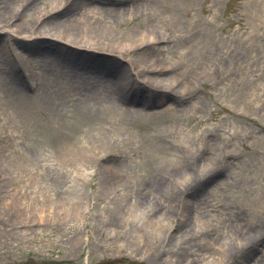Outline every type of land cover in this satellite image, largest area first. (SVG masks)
Segmentation results:
<instances>
[{"label":"rangeland","instance_id":"obj_1","mask_svg":"<svg viewBox=\"0 0 264 264\" xmlns=\"http://www.w3.org/2000/svg\"><path fill=\"white\" fill-rule=\"evenodd\" d=\"M21 1L14 0V4ZM47 1L24 12L19 21L25 23L34 16L36 8ZM142 3L132 9L127 7L108 20L113 23L115 34L139 38L143 33L154 31L169 41L160 46L152 44L122 52L120 56L89 52L47 36L35 41L24 40L15 32L14 38L0 30V41L14 42L18 53L32 59L44 57L40 49L48 46L57 50L59 58L56 61L81 56L87 59V64H106L108 68L124 64L126 71H131L130 64L134 63V71L152 67L160 76L168 77L174 74L165 75L168 71L165 66L182 56L184 63L176 71L185 74L174 90L164 89V101L147 99L152 94L150 87L136 85L134 90L132 88L134 92L128 95L132 103L126 108L132 110L131 105L135 104L142 113L132 117V123L116 121L110 124L105 121L109 117L107 114L101 118L89 115L85 118L86 114L77 107L68 103L64 107L60 87L66 82V76L39 67L40 75L48 73L49 79L41 81L37 96L39 108L33 109L31 122L24 124L17 135V142L28 150L23 152L32 160H41L40 168L37 167L39 174L31 177L24 153L18 152L19 160L14 159L7 148L8 139L0 137V264H155L150 252L135 253L125 245V232L116 235L119 237H110L106 233L107 238L101 239L99 231L108 228L111 208L120 210L131 220L141 215V221H155L157 213L154 209H150L151 219L138 211V196L145 195L141 193L145 191L148 197V192L154 191L158 181L164 183V191L165 186L172 185L169 175L162 177L164 167L161 165L170 158L169 147L173 140L180 138L183 130L193 136V147L198 150L200 164L213 154L219 155L223 166L201 183L187 190L182 187L180 201L171 207L167 198L161 200V195L155 200L159 207L169 210L168 215L175 226L170 232L172 245L164 244L165 249L160 247V255L169 258L173 250L190 249L187 248L189 238L198 229L209 230L207 234L199 235L200 239L215 243L223 239L239 243L245 230H262L259 225L264 222V0H155ZM83 10L86 9L80 7L73 16L79 17ZM195 39L202 43L200 58L191 51L184 53ZM5 58L0 52V59ZM206 69L209 72L204 73ZM10 75L0 72V94L10 86ZM110 76L106 78H113L112 74ZM143 77L141 75L140 79ZM186 80L191 81L193 88L181 99L179 94H184ZM159 92L163 93V90ZM47 94L50 97L44 101ZM174 97L180 100L176 103ZM151 101L161 103L152 105ZM150 106L151 110H146ZM170 106L179 109L178 113H173L174 117L168 109ZM147 111L154 113L149 118L142 117L148 114ZM2 119L0 113V134L4 130ZM103 127L121 139L120 150L90 167L78 163L52 166L55 156L65 147L84 144L89 133ZM101 163L105 168L114 166L118 175L108 178ZM47 164L52 169L42 168ZM57 173L64 177L56 178ZM90 174H94L91 186ZM104 180L108 182L109 190L101 200L93 199L87 207L76 202L75 187L84 185L87 195L92 196ZM168 191L173 192L172 188ZM143 206L149 211L147 204ZM121 222L124 231L134 230L132 222ZM257 241L250 251L240 252L233 248L234 255L226 258V262L264 264V236ZM193 257L194 249L186 255L187 264ZM200 261L215 264V259L209 255L195 264Z\"/></svg>","mask_w":264,"mask_h":264},{"label":"bare ground","instance_id":"obj_2","mask_svg":"<svg viewBox=\"0 0 264 264\" xmlns=\"http://www.w3.org/2000/svg\"><path fill=\"white\" fill-rule=\"evenodd\" d=\"M41 1L43 0H22L20 3L14 4V0H0V5H2L0 9V30L13 35L14 38L15 32L24 40L35 41L41 36H47L61 41L65 45L89 52H108L115 53L118 56L122 52L136 51L142 46L143 48L144 46L150 47L152 44L160 46V43L169 41V38L160 37L154 31L143 33L142 37L139 38H136V36L131 37L130 35H127L126 38L118 37V33L116 32L115 34L113 23L108 21L114 14H119L121 10L127 7L132 9L141 2L146 4V2L155 0H48L36 8L34 16L25 23H21L19 20L23 13L31 10ZM80 7L86 10H83L82 14L75 18L73 14ZM139 18L137 17V19ZM145 21L148 20L145 19ZM176 38H180V36H176ZM201 45L202 43L195 39L186 47L184 53L189 54V51H191L192 55L200 58L203 52ZM14 47V42L0 41V52H3L6 56L5 60L0 59V72L2 74H11L10 86L0 94V113L4 123V130L0 137L8 139L7 148L14 159L17 160H19L17 158L18 152L23 154V151L26 150H24V146L17 142V135H19L20 128L24 124L31 122L33 109L39 108L37 96L41 89V81L45 82L50 75L45 72L40 75L39 67L45 68L49 73L55 72L66 76V80H64L66 82L60 87V92L62 91L65 99V102H62L64 107H67V103L72 107H77L81 113L86 114L85 118L89 116L101 118L107 114L109 117L105 121L110 124L116 121L132 123V117H138L139 113H142L137 110L138 108L134 106L135 104L131 105L133 107L132 110L126 108L128 103H132L129 102L128 95L134 92L136 85L142 84L150 87L152 94L146 97L147 99L152 97L154 101H164V89L174 90V86L180 85V78L185 76L184 73L179 74L176 71L180 64L184 63L182 56L178 58V61L175 60V63L170 62L165 66L168 71L163 73H166L165 75L173 73L174 76L162 77L152 67L134 71L135 69L132 66L134 63L130 64L131 71H126L127 67L124 64L123 66L120 64L118 68L115 65L108 68L106 64H87L85 62L87 59L81 56L76 57L78 59L70 57V59L56 61L59 58L57 50H52L48 46L40 49L45 54L44 57L32 59L24 56L25 54L23 53H18ZM19 57H22V59L19 60ZM8 68L10 69L8 70ZM207 72H209V69L204 71V73ZM111 74L113 78H106V76L111 77ZM141 75L144 77L140 79ZM173 77H176V79H173ZM184 83L182 90L184 94H179L181 99L185 96V92H191L193 88L191 81L186 80ZM113 84L118 86V89ZM44 86L48 92L46 83H44ZM27 89L28 93H26ZM159 90H163V93H160ZM49 97L47 94L43 100L45 101ZM174 100L177 103L180 99L178 100L174 97ZM154 101H151L152 105L161 103ZM191 106L197 108L196 105ZM168 109L173 117V113L179 112L177 107L170 106ZM146 110H151V106L147 107ZM152 111H147L148 114L142 117L149 118L154 113ZM5 114L7 118L4 117ZM180 133V138L173 140L172 146L169 147L171 150L170 158H166V163L161 165V167H164L162 177L169 175L172 179L170 181L172 185L165 186L166 190L164 191V183L161 182L159 184L158 181L154 191L148 192V197L145 191L141 192L145 195L138 196V211H141L145 217L151 219L150 214L152 212L150 209H154L157 213L155 221L148 222L147 219L141 221V215L133 217L131 220L130 217L122 214L120 210L111 208L108 216V228L105 227L99 231L102 235L101 239H106L107 235L119 237L125 232V245L130 246V249L134 250L135 253L150 252L152 254V262L155 264H187L185 259L188 260V258H186V255L193 249L195 258H190L188 264H195L196 261L206 256L208 257V255L215 259V264L222 262H224L223 264H228L226 258L234 255L233 248L236 247L240 252H243L247 249L250 251L256 247L255 244L258 242V238L264 236V222L259 225L262 230H245L244 235L243 233L241 234L242 238H239V243H232L227 239H223L220 243H215L213 240L200 239L198 236L207 234L209 230L198 229L189 238L190 246L188 245L187 248L190 249L173 250L170 252L169 258L167 256L163 258L160 255V247L165 249L164 244L172 245L170 232L173 231L175 226L172 225L173 220L168 215L169 210L158 206L156 202L158 196L161 195V200H164V197L167 198L168 206L171 207L176 201L177 203L180 201L181 194L179 195V192L182 187L187 190L192 185L195 186L201 183L213 174L211 172L216 173L223 166L220 164L219 155L213 154L204 164H200L199 155L197 154L198 150L193 147V136L187 130H183ZM89 134L90 136L87 137L84 144L69 146V148L65 147L64 150L55 156V164H50L55 167V165L78 163L90 167L109 158L113 151L120 150L122 147L121 139L105 127ZM23 157L27 162L26 164L30 166L28 168L30 176H37L40 172L37 167L39 166L40 168L41 160H32L31 156L28 157L25 153ZM100 166L108 172V178L118 175V171L114 166L105 168L104 163H101ZM42 168L44 170L52 169L48 164L42 166ZM102 168L99 171H102ZM93 176L94 174H90V186L94 184ZM57 177L61 180L64 174H58ZM105 182L107 181L104 180V182L98 184V188L93 192L92 196L87 195L84 185L75 187L76 190L73 192L76 193V199L78 200L76 202L78 204L84 203L85 207H87L91 200H101V196L109 190L108 182ZM171 188L173 192L168 191ZM145 204H147L149 211L143 206ZM80 212H83L82 206H80ZM122 220L132 222L134 230L124 231ZM204 225L206 226V224ZM157 251H160L158 255H156ZM211 252L214 253L209 254ZM201 256L202 258H199ZM200 264L206 263L200 261Z\"/></svg>","mask_w":264,"mask_h":264}]
</instances>
